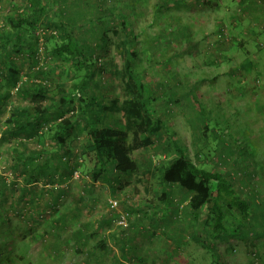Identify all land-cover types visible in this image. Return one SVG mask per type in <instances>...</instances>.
<instances>
[{"label":"rangeland","instance_id":"374dc122","mask_svg":"<svg viewBox=\"0 0 264 264\" xmlns=\"http://www.w3.org/2000/svg\"><path fill=\"white\" fill-rule=\"evenodd\" d=\"M73 1L58 3L55 10L48 6L46 16L39 18L37 29L32 32L36 39L26 36L19 53L0 51V55L3 54L0 83L4 86L0 94L6 90L10 92L0 105V177L6 185L0 188V244L3 249L0 264H210L213 260L214 264H264L262 252L250 246L256 241L264 244V200L261 199L264 150L251 138L253 133L244 112L247 94L253 90L257 76L228 75L224 78L227 96L229 91L241 96L233 106L220 98H216L218 101L209 98L212 80L206 71H215L216 66L210 62V54L216 48L212 21L221 18L215 7L229 0H176L167 8L159 7L157 0L103 1V7H114L113 13L124 16L129 30L133 31L137 72L145 80L146 96H149L147 102L153 128L148 129L145 136H149L153 144L131 152L139 166L137 173H120L116 178L106 175L93 181L90 158L80 154V149L88 143L87 134L81 129L68 139L69 153L64 156L70 166H76V173L68 180L60 183L53 178L55 181L49 184L41 180L26 186L23 175L8 172L11 146L24 154L38 150L41 143L46 150L56 149L48 139L35 142L34 139L26 140L21 134L6 135L9 128L6 119L12 108L30 105V84L38 83L49 89L48 98L41 104L54 105L59 97L55 86L68 89L74 82L73 63L53 52L60 35L52 27L55 17L66 13V5ZM92 6L89 10H93ZM31 8L28 0H0V37L10 32L9 16L17 11L29 14ZM155 8L158 9L155 11ZM71 12L68 10L70 15ZM76 13L84 14L85 20L76 18ZM71 19L75 23L71 35L94 50L93 61L98 68H104L93 75L87 86L88 94H93L97 103L109 108L103 112L95 105L98 119L105 127L124 130L126 122L120 106L132 98L125 88L123 74L124 49L128 45L124 33L115 23L106 29L88 24L87 14L80 9L73 12ZM103 31L106 35L102 42ZM54 34V39H48L47 36ZM237 51L236 48L233 52ZM246 55L239 57L252 60V56ZM8 67L18 70L17 85H24L26 93H16V89L5 85L8 78L2 70ZM113 100L116 105L112 107ZM84 111L85 117L88 116V110ZM155 120H160L167 130L155 128ZM51 123L50 120L44 124L39 134ZM171 133L195 165L222 174H225L223 166L227 167L233 190L251 208L263 214L261 219L254 220L260 224L251 219L243 224L244 236L240 238L249 236L248 244L207 238L209 231L202 227V218L194 223L186 217L189 196L185 190L171 187L169 200L164 203L159 200L164 188L152 168L172 158L173 154L165 152ZM216 165H220L218 169ZM56 189L61 190L58 200ZM166 190L169 192L168 188ZM257 198L260 203H256ZM109 200H116L117 207L110 208ZM164 205H167L166 210ZM120 214L126 215L125 230L115 225ZM60 215L65 216L63 226L59 224ZM50 224L56 229L51 230ZM100 239L105 240L106 250L94 248Z\"/></svg>","mask_w":264,"mask_h":264},{"label":"trees","instance_id":"16d2710c","mask_svg":"<svg viewBox=\"0 0 264 264\" xmlns=\"http://www.w3.org/2000/svg\"><path fill=\"white\" fill-rule=\"evenodd\" d=\"M65 1L67 2V0H28L30 7H32L29 14L17 11L7 18L10 32L1 34L3 39L0 37V51L3 54L10 51L11 54L19 53L26 36L31 35L33 40L36 39L32 32L37 29L36 24L39 18L46 16L47 7L51 6L55 10L58 3ZM91 1L93 4H90ZM103 1L74 0L71 4L66 5V13L58 15L53 20L52 27L60 35L58 36L59 43L55 41L53 45V52L64 60L71 61L75 66L74 82L70 87L64 89L55 86L59 95L57 104L42 105L41 103L48 98L49 89L38 83H32L28 86V90L31 91L29 93L30 105L12 108L9 117L6 119L9 126L5 131L6 135L17 136L21 134L26 140L34 139L35 142L48 139L56 146L55 151H49L41 143L38 150L29 151L27 154H24L16 146H11L8 172L11 170L13 174L23 175L26 186L36 184L41 180L45 184H49L55 181L53 178L62 183L76 173V166H70L65 156L69 153L67 150L68 139L77 129L84 130L88 137V143L86 147L80 149V154L90 158V176L93 181L106 175L116 178L120 173H137L139 166L132 159L131 152L147 148L153 144L152 139L145 136L147 130L153 128V118L148 110L149 96H146V82L137 72V52L133 43V31L129 30L125 17L114 14V7L104 8ZM157 1L161 8H167L177 2L176 0ZM90 5H93V10H89ZM78 9L87 14L88 24L95 27L112 28L110 24L115 23L127 40L128 45L124 49L123 74L125 88L132 95V98L125 100L120 106V112L126 122L124 130L105 127L103 122L98 119L94 107L96 105L103 112L109 108L97 103V98L93 94H88V82L95 73H100L104 68L103 66L98 68L97 63L93 61V57L96 55L94 50L89 49L79 39L71 35L75 27L71 17L73 18V12ZM157 9L155 8V11ZM68 10L72 11L71 15ZM75 17L85 20L82 13H76ZM48 22L47 17L45 23ZM104 31L100 36L102 42V38L106 35ZM55 35L47 37L52 40ZM3 54L1 53L0 57ZM4 56L8 58L9 55ZM4 69L2 72H5L8 78L5 85L9 89H16V93L20 94L23 91L26 93L27 88L24 85H17L18 70L9 67ZM2 85L0 83V89H3L4 86ZM148 91L150 92V88ZM9 93V90L2 91L0 105L9 97ZM75 103H77L76 107L74 106ZM115 105L116 100H113L111 106ZM84 109L88 110L89 115L86 117ZM50 116L51 118H49ZM50 120L52 121L51 125L39 134L41 127ZM135 121L138 122L135 123ZM155 128H160L164 132L167 130L160 120H155ZM129 138L130 143L128 142ZM160 149L162 150V147ZM165 152L170 155L173 154L172 158L169 161L162 160L158 166L152 168V171L158 174V181L164 188L159 200L163 203L169 200L171 196L169 188L171 187L176 186L185 190L189 196L186 217L188 221L194 223L202 218V227L209 231L207 238L221 242L240 238L250 205L233 190L234 186L230 183L228 170L223 171L225 174H222L218 171H207L200 165H195L188 157L187 151L178 144L173 133L165 144ZM198 162H201L199 158ZM219 166L216 165V168L218 169ZM147 173L149 174V172ZM3 187H6L5 181L0 177V188ZM167 188L169 192L166 190ZM25 191L23 190V192ZM55 191L58 200L61 190L56 189ZM164 206L166 207L164 210H166L167 205ZM58 218L59 224L65 225V216L60 215ZM118 227L124 230L127 228V226ZM50 229L53 230L56 227L50 224ZM201 243L205 244L209 250L211 249L206 241L201 240ZM95 245L94 248L101 251L106 250L107 247L103 239H100ZM1 251L3 252V249L0 244ZM56 251L58 252V250ZM210 264H214V260Z\"/></svg>","mask_w":264,"mask_h":264},{"label":"crops","instance_id":"0c3cea01","mask_svg":"<svg viewBox=\"0 0 264 264\" xmlns=\"http://www.w3.org/2000/svg\"><path fill=\"white\" fill-rule=\"evenodd\" d=\"M215 12L220 14L221 18H215L212 21L217 37L214 38L216 48L210 54V62H214L216 66L215 71H210V66H208L209 70L206 71V75L212 80V85L209 87V91H211L209 98L212 101H218L216 98H220L221 101H226L232 105L241 96L236 92L232 93V91H229V97L227 96L228 86L224 78L228 75L240 76L241 78L243 76H257L253 90L247 94L248 103L244 112L249 123V130L253 133L251 138L256 139V143L264 150V39H261L264 37L262 32L264 31V0H229L225 4L221 3V6H216ZM190 26L192 25L190 24ZM236 48L238 51L233 52L236 51ZM249 48L252 49L251 52L248 51ZM252 52V60L250 61L248 58L239 57L241 54H247L246 56L250 58ZM231 62H233L232 66H230ZM257 82L259 83L257 84ZM236 112L234 109V114ZM223 167L225 171L228 170L227 167ZM254 182L256 181L254 180ZM261 199L264 200V194ZM259 201L260 199L257 198L256 203H260ZM262 215L261 212H257L250 206L247 220L251 219L253 223L260 224L259 221L254 222V220L261 219ZM243 236L244 232L241 233V237ZM232 240L240 244H248L249 236ZM250 246L260 250L264 255V244L260 241H256ZM239 258L240 256L238 260Z\"/></svg>","mask_w":264,"mask_h":264},{"label":"built area","instance_id":"2783aa9c","mask_svg":"<svg viewBox=\"0 0 264 264\" xmlns=\"http://www.w3.org/2000/svg\"><path fill=\"white\" fill-rule=\"evenodd\" d=\"M109 206L110 208L114 209L115 207H117L118 202L116 200H109ZM126 215L124 214H120L117 218V220L115 221V225L116 226H120V227H125L126 224Z\"/></svg>","mask_w":264,"mask_h":264}]
</instances>
